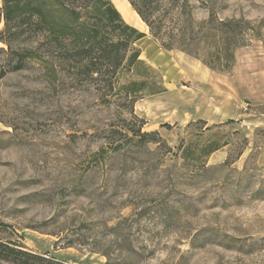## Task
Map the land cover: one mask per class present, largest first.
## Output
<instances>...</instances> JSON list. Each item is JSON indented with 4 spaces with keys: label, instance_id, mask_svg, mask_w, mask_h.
I'll use <instances>...</instances> for the list:
<instances>
[{
    "label": "rangeland",
    "instance_id": "1",
    "mask_svg": "<svg viewBox=\"0 0 264 264\" xmlns=\"http://www.w3.org/2000/svg\"><path fill=\"white\" fill-rule=\"evenodd\" d=\"M203 1L223 19L264 17V0H191L197 18ZM121 13L168 88L132 103L66 72L54 87L0 34V241L59 264H264L262 41L223 73Z\"/></svg>",
    "mask_w": 264,
    "mask_h": 264
},
{
    "label": "trees",
    "instance_id": "2",
    "mask_svg": "<svg viewBox=\"0 0 264 264\" xmlns=\"http://www.w3.org/2000/svg\"><path fill=\"white\" fill-rule=\"evenodd\" d=\"M128 1L163 49L183 51L212 70L231 72L236 50L253 39L264 48V17L255 23L223 19L204 1L209 8L205 18L194 15L191 0ZM1 18L5 27L0 34L17 36L23 43L14 52L17 67L36 62L54 87L66 83L61 79L66 72L73 84L88 79L131 103L168 89L163 74L141 57L136 45L146 33L128 23L112 0H3ZM3 41L10 45V40ZM140 122L146 123L144 118ZM141 131L133 130L142 139L152 135ZM218 148L212 144L204 153ZM0 258L7 264H59L2 241Z\"/></svg>",
    "mask_w": 264,
    "mask_h": 264
},
{
    "label": "bare ground",
    "instance_id": "3",
    "mask_svg": "<svg viewBox=\"0 0 264 264\" xmlns=\"http://www.w3.org/2000/svg\"><path fill=\"white\" fill-rule=\"evenodd\" d=\"M116 1H118V5L116 6L121 12H123L126 16H131V17L135 16L138 21L142 22L140 16L134 11L128 0H116Z\"/></svg>",
    "mask_w": 264,
    "mask_h": 264
},
{
    "label": "crops",
    "instance_id": "4",
    "mask_svg": "<svg viewBox=\"0 0 264 264\" xmlns=\"http://www.w3.org/2000/svg\"><path fill=\"white\" fill-rule=\"evenodd\" d=\"M262 62H264V56L262 57ZM263 71H264V69H263ZM262 80H263V83H262V82H261V83H262L263 86H264V73H263V79H262ZM263 89H264V88H263ZM263 91H264V90H263ZM258 96H259V97H258L259 99L264 100V92H263V94L260 93Z\"/></svg>",
    "mask_w": 264,
    "mask_h": 264
}]
</instances>
